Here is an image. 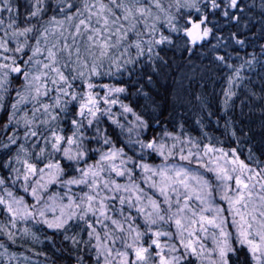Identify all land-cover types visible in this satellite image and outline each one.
I'll use <instances>...</instances> for the list:
<instances>
[{
	"label": "snow or ice",
	"instance_id": "1",
	"mask_svg": "<svg viewBox=\"0 0 264 264\" xmlns=\"http://www.w3.org/2000/svg\"><path fill=\"white\" fill-rule=\"evenodd\" d=\"M0 264H264V0H0Z\"/></svg>",
	"mask_w": 264,
	"mask_h": 264
},
{
	"label": "trees",
	"instance_id": "2",
	"mask_svg": "<svg viewBox=\"0 0 264 264\" xmlns=\"http://www.w3.org/2000/svg\"><path fill=\"white\" fill-rule=\"evenodd\" d=\"M13 250H15V251H20L19 249H13Z\"/></svg>",
	"mask_w": 264,
	"mask_h": 264
}]
</instances>
